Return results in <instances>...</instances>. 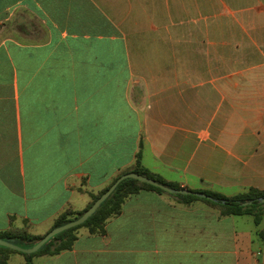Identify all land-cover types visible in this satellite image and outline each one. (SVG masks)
<instances>
[{"label": "crops", "instance_id": "1", "mask_svg": "<svg viewBox=\"0 0 264 264\" xmlns=\"http://www.w3.org/2000/svg\"><path fill=\"white\" fill-rule=\"evenodd\" d=\"M140 152L181 189L264 190V0H0V231L46 235ZM77 236L33 264H264V216L154 191Z\"/></svg>", "mask_w": 264, "mask_h": 264}, {"label": "trees", "instance_id": "2", "mask_svg": "<svg viewBox=\"0 0 264 264\" xmlns=\"http://www.w3.org/2000/svg\"><path fill=\"white\" fill-rule=\"evenodd\" d=\"M130 172L146 176L150 179L157 181L158 183L164 186H168L175 189H181V187L178 184L167 182L163 180L160 176L155 175L151 173L148 169H146L142 165L141 152L137 155L134 168H132L126 173H130ZM118 178H116L115 181ZM110 186L104 189L103 191H101L99 194L92 195V201L90 202L88 208H90L110 188ZM143 190L154 191L159 194H169L161 190L160 188H156L148 184L141 183L137 180H133V179L124 180L118 185V187L113 192V194L101 205L99 210L91 218H89L84 224L57 235L56 237L51 239L48 242V244L44 248H42L38 253L34 255H25L13 250L0 247V264H7L11 255H16V254L24 256L27 264H33L32 260L34 257L56 256L63 252L71 251L74 248V245L78 239L77 232L80 229H86L91 235H104L106 233L107 222L111 218L119 216L122 213V209L125 201L129 197L136 195ZM204 193L216 199L225 200L226 204L214 203L212 201L201 199L196 196H184V195H172V194L169 195L177 198L178 200L184 203H191L193 201L202 200L208 203L209 205L213 206L214 208L218 209L221 212L222 216L251 215L254 217V222L256 225L261 224L264 216V204L260 203L259 199L264 198V190L262 191L256 188H250L248 191L231 198L210 191H205ZM250 200H255V202L249 206L243 205L244 202ZM85 211L76 212L72 209H67L65 212H63L61 215L58 216L52 229L61 227L67 223H70L78 219L80 216L83 215ZM44 236L45 235H35L31 233L27 228H20V229L11 228L10 230L7 231H0L1 239L15 240L16 243L23 248L31 247L36 242L41 240Z\"/></svg>", "mask_w": 264, "mask_h": 264}, {"label": "water", "instance_id": "3", "mask_svg": "<svg viewBox=\"0 0 264 264\" xmlns=\"http://www.w3.org/2000/svg\"><path fill=\"white\" fill-rule=\"evenodd\" d=\"M127 179L137 180L141 183L148 184V185L156 187V188H160L161 190H163L169 194H172V195L196 196L198 198L206 199V200L212 201L214 203L226 204L225 200L216 199V198H214V197H212V196H210L204 192L192 191V190H187V189L171 188L168 186H164V185L158 183L157 181L150 179L146 176L130 172V173H126V174L121 175L110 186V188L90 208H88L83 213L82 216H80L78 219H76L70 223H67L61 227L52 229L41 240L36 242L31 247L23 248V247L19 246L15 240H4L1 238H0V247L6 248L9 250H13V251L25 254V255H34V254L38 253L42 248H44L48 244V242L51 239H53L57 235L84 224L89 218H91L99 210L101 205L113 194V192L116 190L118 185ZM254 202H255V200H250V201L244 202L243 205L249 206V205H252ZM259 202L264 204V198L259 199Z\"/></svg>", "mask_w": 264, "mask_h": 264}, {"label": "rangeland", "instance_id": "4", "mask_svg": "<svg viewBox=\"0 0 264 264\" xmlns=\"http://www.w3.org/2000/svg\"><path fill=\"white\" fill-rule=\"evenodd\" d=\"M44 231V230H43Z\"/></svg>", "mask_w": 264, "mask_h": 264}]
</instances>
